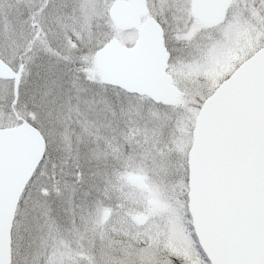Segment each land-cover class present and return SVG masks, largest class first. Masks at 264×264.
Listing matches in <instances>:
<instances>
[{
    "label": "snow or ice",
    "instance_id": "1",
    "mask_svg": "<svg viewBox=\"0 0 264 264\" xmlns=\"http://www.w3.org/2000/svg\"><path fill=\"white\" fill-rule=\"evenodd\" d=\"M0 264H264V0H0Z\"/></svg>",
    "mask_w": 264,
    "mask_h": 264
}]
</instances>
